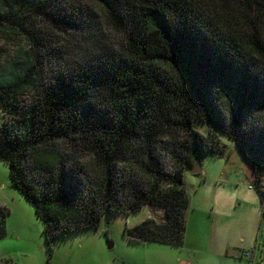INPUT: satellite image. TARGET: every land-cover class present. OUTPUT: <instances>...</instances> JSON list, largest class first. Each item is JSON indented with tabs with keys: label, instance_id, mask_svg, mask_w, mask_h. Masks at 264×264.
I'll list each match as a JSON object with an SVG mask.
<instances>
[{
	"label": "trees",
	"instance_id": "16d2710c",
	"mask_svg": "<svg viewBox=\"0 0 264 264\" xmlns=\"http://www.w3.org/2000/svg\"><path fill=\"white\" fill-rule=\"evenodd\" d=\"M9 32L0 162L47 240L149 205L123 234L181 247L182 176L217 133L264 175V0H0Z\"/></svg>",
	"mask_w": 264,
	"mask_h": 264
},
{
	"label": "rangeland",
	"instance_id": "374dc122",
	"mask_svg": "<svg viewBox=\"0 0 264 264\" xmlns=\"http://www.w3.org/2000/svg\"><path fill=\"white\" fill-rule=\"evenodd\" d=\"M105 34L112 37L114 32ZM18 43H23L19 36L10 32L2 35L1 59L11 57ZM2 121L0 112V124ZM199 130L203 134L213 131L211 128ZM215 137L224 146L223 155L203 156L200 173L185 171L182 176L188 199L186 241L202 248L203 241L206 244L207 238L213 234L215 243L210 249L195 252L186 247L179 249L130 241L123 234L124 226H133L146 216L156 221L162 219V211L149 205L133 215H106L97 230H82L47 240L33 206L9 187L7 166L0 162V205L7 209L6 235L0 239V264H159L177 252L193 259L194 264H250L246 258L238 256L241 235L250 237L255 229L252 224L254 205L260 210L256 190L248 187L252 184L250 164L232 140L218 133ZM256 231L261 250L264 218ZM216 234H220L221 248Z\"/></svg>",
	"mask_w": 264,
	"mask_h": 264
},
{
	"label": "crops",
	"instance_id": "0c3cea01",
	"mask_svg": "<svg viewBox=\"0 0 264 264\" xmlns=\"http://www.w3.org/2000/svg\"><path fill=\"white\" fill-rule=\"evenodd\" d=\"M249 164H250V170H251V178H252V181H253V179H254L253 167H252V165H251L250 162H249ZM257 195H258V193H257ZM253 208H254V217H253L252 224H253V228L255 227V229H254L253 234L250 235V237H247L245 235H241V237H240V243H242V246L239 248V251L240 252L238 253V256H240V258H246L250 262V264H255V263L256 264H264V258H263V254H262V248L260 250V248L258 246L259 245V243H258V240H259V238H258V231H256L257 226L260 227V224H261V222L263 220V214H262V207H261L260 199H259V208H260V210L259 209L257 210V206L256 205H254ZM131 215H133V214H131ZM146 217H149V216H146ZM142 219H144V217H142L139 221H137L133 225L138 224ZM254 223H255V225H254ZM188 224H189V218H188L187 225ZM185 225H186V212H185ZM194 225H195V223H194ZM216 235L219 238V242H220L219 243V247L221 248L222 247V242L220 240V234H216ZM263 235H264V232L261 235V238L263 239V247H264V236ZM212 236H213V234L212 235L210 234V236L206 240V244L203 241V244L201 245L202 248H197V247H195L193 245L188 244L187 241H186L185 233H184L183 245L181 247H175V246H170V245H166V246H170V247H173V248H179V249H181L183 247H186V248L191 249V251H195V252L199 251L200 249L207 250V249H210L214 245V243H215V238L213 240V237ZM162 245H165V244H162ZM219 247H218V249H219ZM235 247H237V246H235ZM248 249L249 250L250 249L253 250V252L250 254L251 256L250 257L241 256L242 255V252L245 251V250H248ZM258 249H259V252H257ZM159 264H194V260L191 259V258H186L181 253L177 252L171 259H168L167 258V259L163 260Z\"/></svg>",
	"mask_w": 264,
	"mask_h": 264
},
{
	"label": "built area",
	"instance_id": "2783aa9c",
	"mask_svg": "<svg viewBox=\"0 0 264 264\" xmlns=\"http://www.w3.org/2000/svg\"><path fill=\"white\" fill-rule=\"evenodd\" d=\"M248 187L251 189H255L256 191L259 192V194H261V196H262V211H263L264 210V175L260 178V180L258 182H255L253 179L252 184H250ZM252 252H253L252 249L245 250L242 252V256L250 257L251 256L250 254ZM262 254H263V258H264V247H263Z\"/></svg>",
	"mask_w": 264,
	"mask_h": 264
},
{
	"label": "water",
	"instance_id": "95a60500",
	"mask_svg": "<svg viewBox=\"0 0 264 264\" xmlns=\"http://www.w3.org/2000/svg\"><path fill=\"white\" fill-rule=\"evenodd\" d=\"M189 172L192 173V174H197V173L201 172L200 161L198 159L194 160L193 166L189 170Z\"/></svg>",
	"mask_w": 264,
	"mask_h": 264
}]
</instances>
